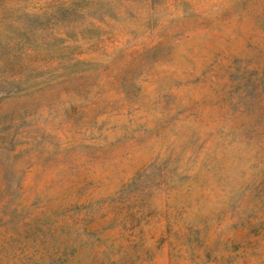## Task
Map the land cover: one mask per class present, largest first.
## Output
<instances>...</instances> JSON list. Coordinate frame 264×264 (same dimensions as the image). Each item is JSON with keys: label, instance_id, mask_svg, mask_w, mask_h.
Returning <instances> with one entry per match:
<instances>
[{"label": "rangeland", "instance_id": "rangeland-1", "mask_svg": "<svg viewBox=\"0 0 264 264\" xmlns=\"http://www.w3.org/2000/svg\"><path fill=\"white\" fill-rule=\"evenodd\" d=\"M0 264H264V0H0Z\"/></svg>", "mask_w": 264, "mask_h": 264}]
</instances>
